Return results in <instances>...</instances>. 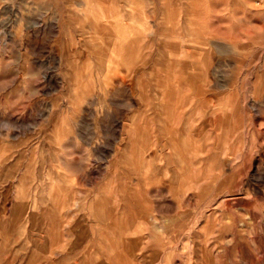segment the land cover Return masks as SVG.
<instances>
[{"label":"rangeland","instance_id":"1","mask_svg":"<svg viewBox=\"0 0 264 264\" xmlns=\"http://www.w3.org/2000/svg\"><path fill=\"white\" fill-rule=\"evenodd\" d=\"M38 188L102 194L98 264H264V0H0V264Z\"/></svg>","mask_w":264,"mask_h":264},{"label":"crops","instance_id":"2","mask_svg":"<svg viewBox=\"0 0 264 264\" xmlns=\"http://www.w3.org/2000/svg\"><path fill=\"white\" fill-rule=\"evenodd\" d=\"M190 145H193L192 140L184 136L185 148ZM23 184V177L17 179V186ZM61 197H55L48 189L38 188L32 195V201L26 202V209V204L16 199L15 210L10 211L15 225V248H20L19 243L24 242L20 235L26 228L27 239L31 243L29 248L43 251L41 259H46V264H98V250L104 241L105 216L109 214L104 209L102 194L96 192L95 195H87L86 199L77 195L66 200ZM1 209L3 212V206ZM110 219L108 229L111 236L106 234V239L114 249L120 242L119 229L113 214ZM8 226V221L2 222L0 234L9 233ZM0 240H4L3 236Z\"/></svg>","mask_w":264,"mask_h":264},{"label":"bare ground","instance_id":"3","mask_svg":"<svg viewBox=\"0 0 264 264\" xmlns=\"http://www.w3.org/2000/svg\"><path fill=\"white\" fill-rule=\"evenodd\" d=\"M122 39H123V38H122ZM122 39H121V40H122ZM134 48H135V47H134ZM168 88H169V85H168ZM168 102H169V101H168ZM168 102H166V103H167V105H168ZM173 105H174V103H173ZM166 107H167V106H166Z\"/></svg>","mask_w":264,"mask_h":264}]
</instances>
